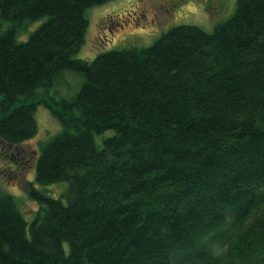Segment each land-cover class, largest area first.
<instances>
[{
  "label": "trees",
  "instance_id": "trees-1",
  "mask_svg": "<svg viewBox=\"0 0 264 264\" xmlns=\"http://www.w3.org/2000/svg\"><path fill=\"white\" fill-rule=\"evenodd\" d=\"M109 1L0 0V141L32 138L39 104L61 126L28 171V231L0 191V264H264V0H236L211 32L75 58L85 10ZM64 69L84 78L72 98L37 94ZM32 181L67 182V202Z\"/></svg>",
  "mask_w": 264,
  "mask_h": 264
},
{
  "label": "rangeland",
  "instance_id": "rangeland-1",
  "mask_svg": "<svg viewBox=\"0 0 264 264\" xmlns=\"http://www.w3.org/2000/svg\"><path fill=\"white\" fill-rule=\"evenodd\" d=\"M186 1L113 0L87 8L85 17L88 25L84 42L74 57L91 61L100 52L107 50L150 46L163 32L181 24L196 25L211 32L215 25L227 20L236 7V0H192L193 5L186 4ZM43 21L44 18L26 20L16 25V41L27 40L31 32ZM12 25L13 23L0 20L2 30ZM83 81L81 73L64 69L53 78L50 86L40 88L37 94H44L55 101L70 99L80 89ZM34 116L36 133L32 138L19 144V149L15 147L4 149L0 141V191L15 198L27 222V231L29 223L40 211L39 203L29 195L30 187L27 181L33 175L28 171L41 146L61 130L58 121L43 105H37ZM111 134V131H105L99 134L100 136L94 135L96 147L100 148L102 139ZM31 156L32 160L28 163L27 158ZM32 182V187L39 192L60 198L64 204L67 202L63 196L68 188L67 182L48 185ZM65 246L67 248V244Z\"/></svg>",
  "mask_w": 264,
  "mask_h": 264
}]
</instances>
